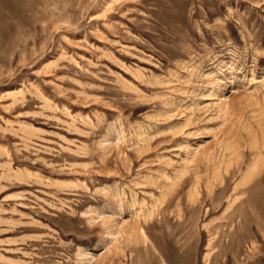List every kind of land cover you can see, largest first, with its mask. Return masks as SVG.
I'll list each match as a JSON object with an SVG mask.
<instances>
[{
  "label": "rangeland",
  "instance_id": "rangeland-1",
  "mask_svg": "<svg viewBox=\"0 0 264 264\" xmlns=\"http://www.w3.org/2000/svg\"><path fill=\"white\" fill-rule=\"evenodd\" d=\"M0 264H264V0H0Z\"/></svg>",
  "mask_w": 264,
  "mask_h": 264
}]
</instances>
